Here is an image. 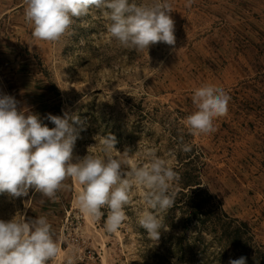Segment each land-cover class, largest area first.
<instances>
[{
    "label": "rangeland",
    "instance_id": "obj_1",
    "mask_svg": "<svg viewBox=\"0 0 264 264\" xmlns=\"http://www.w3.org/2000/svg\"><path fill=\"white\" fill-rule=\"evenodd\" d=\"M169 3L175 45L160 42L137 53L109 43L103 22L91 17L85 18L89 27H76L58 43L36 40L23 0H0V95L14 97L18 110L38 115L49 128L55 125L48 114L77 117L75 123L69 120L78 132L73 162L96 145L95 137L111 135L121 153L145 147L158 155L174 153L181 177L175 204L164 216L168 230H161L157 242L135 225L130 207L126 212L133 223L118 234L104 230L106 215L96 223L80 216L74 206L80 186L71 180L57 202L33 189L19 198L0 193V219L47 215L57 236L67 237L52 264H63L74 240L83 256L74 264H229L238 259L220 232L199 228L197 217H191L190 199L181 191H188L183 181L196 175L212 193L215 210L221 202L230 217L248 222L264 252V0ZM203 84L225 89L229 111L214 122L215 133L193 137L182 120L194 111L191 97ZM182 143L192 150L180 151Z\"/></svg>",
    "mask_w": 264,
    "mask_h": 264
},
{
    "label": "clouds",
    "instance_id": "obj_2",
    "mask_svg": "<svg viewBox=\"0 0 264 264\" xmlns=\"http://www.w3.org/2000/svg\"><path fill=\"white\" fill-rule=\"evenodd\" d=\"M23 2L25 21L39 41L58 43L73 35L76 27H89L85 18L91 17L103 22L109 43L128 51L148 52L160 42L176 43L169 0ZM193 3L187 0L185 6ZM191 100L194 111L182 120L187 134L215 133L214 122L227 116L231 96L223 87L203 84L194 90ZM46 119L55 127L49 128L38 115L18 110L14 97L0 95V193L19 198L33 189L57 202L58 193L68 191L66 181L71 180L80 186L74 200L80 216L96 223L106 215L104 230L118 234L133 223L126 212L130 207L135 225L146 230L149 240L159 241L161 230H168L164 216L175 204L181 179L173 164L174 153L158 155L155 148L148 147L134 154L121 153L115 148V137L108 135L95 137L96 145L73 162L78 132L69 120L75 123L78 118L65 113L63 117L48 114ZM179 150L190 152L192 145L182 143ZM61 242H67V237L57 236L47 215L0 219V264H52L61 252ZM82 258L79 241L74 240L68 244L63 264ZM229 264H246V258L230 259Z\"/></svg>",
    "mask_w": 264,
    "mask_h": 264
},
{
    "label": "trees",
    "instance_id": "obj_3",
    "mask_svg": "<svg viewBox=\"0 0 264 264\" xmlns=\"http://www.w3.org/2000/svg\"><path fill=\"white\" fill-rule=\"evenodd\" d=\"M197 178L198 175L184 180L183 188L188 191L181 192L190 199L191 217H197L199 228H206L213 234L220 232L219 238L225 241L227 247H233L238 251V258L245 257L246 264H264V252L260 245H256L255 234L249 223L230 217L221 208V202L216 208L219 211H216L214 205H211L212 193L208 189H203L201 181ZM236 222H239V225H235Z\"/></svg>",
    "mask_w": 264,
    "mask_h": 264
}]
</instances>
